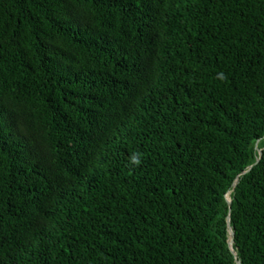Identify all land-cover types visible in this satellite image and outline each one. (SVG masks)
<instances>
[{
  "label": "trees",
  "instance_id": "trees-1",
  "mask_svg": "<svg viewBox=\"0 0 264 264\" xmlns=\"http://www.w3.org/2000/svg\"><path fill=\"white\" fill-rule=\"evenodd\" d=\"M229 212L264 264V0H0V264H237Z\"/></svg>",
  "mask_w": 264,
  "mask_h": 264
},
{
  "label": "water",
  "instance_id": "water-1",
  "mask_svg": "<svg viewBox=\"0 0 264 264\" xmlns=\"http://www.w3.org/2000/svg\"><path fill=\"white\" fill-rule=\"evenodd\" d=\"M259 142H260V140H258L257 143H256V148H257V149H258V146H257V145H258ZM258 151H259V157H258L256 163L259 162L260 158H261L262 155H263V151H262V149H258ZM253 166H254V165L249 166L247 170H245V171H243V172L241 173V175L246 174L248 171H250V170L253 168ZM239 177H240V176H238V178L236 179V181H235V183H234V186H236ZM227 201H228V204L231 206L232 199H231V197H230V193L227 195ZM230 212H231V211H230ZM230 212H229V214H228V216H227V226H228V231H229L228 245H229V248H230L231 252H232V253L234 254V256H235V259H236L237 264H241V261L237 258V252H236V250H235V248H234V243H235V232H234L233 227H232V225H231V215H230Z\"/></svg>",
  "mask_w": 264,
  "mask_h": 264
}]
</instances>
